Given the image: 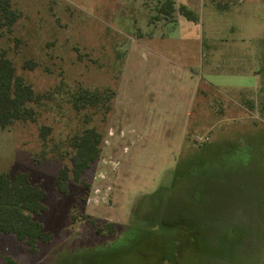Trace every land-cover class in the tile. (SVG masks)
<instances>
[{
  "label": "rangeland",
  "instance_id": "rangeland-1",
  "mask_svg": "<svg viewBox=\"0 0 264 264\" xmlns=\"http://www.w3.org/2000/svg\"><path fill=\"white\" fill-rule=\"evenodd\" d=\"M163 1L11 0L18 20L1 47L44 97L36 121L0 129V172H27L44 188L47 209L38 218L53 237L33 254L0 232V264H264V104L257 97L252 109L206 84L205 96L182 86L188 74H248L253 66L264 74V63L246 60L264 41V8L175 0L198 22L179 13L157 19ZM202 3L219 12L200 14ZM26 60L37 66L24 68ZM85 90L98 99L78 108ZM228 99L244 104L230 110ZM213 125L230 129L225 152L223 134L199 149ZM87 127L103 135L101 155L62 194L56 179ZM209 190L214 205L203 207Z\"/></svg>",
  "mask_w": 264,
  "mask_h": 264
},
{
  "label": "trees",
  "instance_id": "trees-1",
  "mask_svg": "<svg viewBox=\"0 0 264 264\" xmlns=\"http://www.w3.org/2000/svg\"><path fill=\"white\" fill-rule=\"evenodd\" d=\"M157 12V19L164 16L173 20L179 13L189 21L199 20L198 14L186 5L177 8L175 0H164ZM17 20L18 13L12 8L11 0H0V129L18 121H36L34 105L44 97L17 73L14 61L1 47L3 36L12 30ZM36 66L37 63L32 60H26L23 64L26 69ZM97 99V94L85 90L76 99L75 106L85 107L87 102L94 106ZM48 131V127L41 128L40 135L44 140ZM103 141V135L95 127H87L75 136L70 162L61 168L56 179L57 188L62 194L67 193L70 180L82 181L83 174L99 159ZM45 199L46 191L39 183L32 181L29 173L0 172V232L14 234L33 254L38 253L40 242H48L53 237L38 218L47 209ZM109 227L113 231V226Z\"/></svg>",
  "mask_w": 264,
  "mask_h": 264
},
{
  "label": "crops",
  "instance_id": "crops-1",
  "mask_svg": "<svg viewBox=\"0 0 264 264\" xmlns=\"http://www.w3.org/2000/svg\"><path fill=\"white\" fill-rule=\"evenodd\" d=\"M254 7L263 9L264 8V0H252ZM256 3V5H255ZM242 4H238V5H234L236 10L233 13H238L240 6L243 5ZM203 12L199 11L200 14L204 13V11H208L209 13L213 12L217 13L219 11L217 8L215 7H211V6H206L204 7V3H202L201 5ZM231 8L232 6L229 8L228 11H223L220 13H230L231 12ZM207 9V10H206ZM200 10V9H199ZM232 13V12H231ZM206 14V13H205ZM217 26V24H214ZM235 28V27H233ZM217 29V28H216ZM219 29V28H218ZM220 30V29H219ZM233 39H225L223 42H227V41H231L232 42ZM235 44H240V42L237 40L235 42ZM204 44H201V47L203 48ZM201 48V49H202ZM252 50V49H251ZM248 51V49L246 50V60H253V62L255 64L260 65V67L263 68V63H264V41L260 40L257 45H256V50H252V51ZM203 52V50H201ZM204 59L206 58V53H203ZM246 61V63H247ZM206 62L208 63H217L216 61H209L208 59L206 60ZM209 64V65H210ZM255 67V66H253ZM251 67L250 73H245V74H214L216 73L215 71L213 74H188V75H184L183 77L185 78V81L188 79L189 81L188 84H184V82L182 83L183 88L187 87L188 85H190L191 87H193V90H195V93H201L202 95H206L205 93V88L204 85H209L213 88H215L216 90H218L220 92L221 95L229 98L232 102H235L233 100V98H230V95H239L242 97V100L244 99L246 102L249 103V106H251V108L253 109H257L258 108V99H255L257 97H260V103L264 104L263 100V95L264 92L262 91V86H264V82H263V78H264V74H262V71H260V69L257 68H253ZM217 68V65H216ZM190 81H192V84H190ZM182 92L184 93L185 91L182 90ZM257 95V96H256ZM227 98H224V101H226ZM228 99V102H226V104L228 105L226 108H230V110H238L240 109L241 106H243L242 104H244L242 102L239 104H234L232 103L230 100ZM214 106V105H213ZM188 109H190L192 107V105L188 104ZM215 108V107H214ZM238 118H233V120L237 121ZM221 121H223V123L228 122V119H222ZM220 121V122H221ZM254 125H256L255 127V131L257 133V137L259 136V138H261V141H263V129L261 130V132H259L262 127H260L259 123L254 121ZM218 125H213L212 129L210 130V141L207 142L205 145L201 146L199 149H201L202 151L206 150L207 148L212 149L213 146L219 142V137L222 135V139L220 140L222 144H224V152H225V147L226 145H228L231 148L230 144H233L232 141L230 139H227L226 136H228V132L229 130H224L225 134L223 132V130H218ZM235 130H237V128L235 127ZM222 132V133H221ZM238 133H236V137H235V142L234 144H237L238 148L239 146L242 147L241 150L244 149V141L243 135H237ZM230 143V144H228ZM210 175V174H209ZM208 182H210L208 180ZM205 198H204V202L202 204L203 207H211L214 204V192L212 191H208L207 193L204 194ZM201 206V203H200Z\"/></svg>",
  "mask_w": 264,
  "mask_h": 264
},
{
  "label": "built area",
  "instance_id": "built-area-1",
  "mask_svg": "<svg viewBox=\"0 0 264 264\" xmlns=\"http://www.w3.org/2000/svg\"><path fill=\"white\" fill-rule=\"evenodd\" d=\"M202 140H203V138H202V137H199V138H198V141H200V142H201Z\"/></svg>",
  "mask_w": 264,
  "mask_h": 264
}]
</instances>
